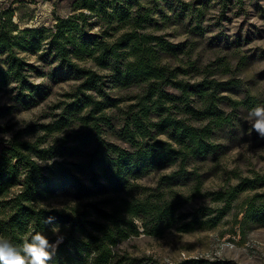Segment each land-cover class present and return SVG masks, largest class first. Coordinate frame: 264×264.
<instances>
[{
  "label": "trees",
  "instance_id": "obj_1",
  "mask_svg": "<svg viewBox=\"0 0 264 264\" xmlns=\"http://www.w3.org/2000/svg\"><path fill=\"white\" fill-rule=\"evenodd\" d=\"M199 1L200 7L183 0H74L81 10L51 26L23 29L13 25L12 11H0V91L15 83L16 102H35L40 87L27 79L41 72L24 54L57 61L55 74L71 73L77 81L68 93L72 101L45 125L58 133L29 141L18 132L0 145V234L21 244L43 232L54 243L58 228L64 239L49 264H110L117 243L140 228L160 236L197 222L216 225L181 210L185 198L171 188L172 178H197L189 165L216 158L217 134L241 119L225 106L242 114L259 104L249 93L237 100L219 94L235 83L215 78L230 71L229 60L204 63L199 41L168 38L167 30L178 27L203 35L208 0ZM88 16L100 32H90ZM239 40L237 34L233 43ZM158 169L172 171L156 187L136 183ZM245 183L217 197L227 207ZM59 197L73 204H50ZM243 221L264 225V201L249 202Z\"/></svg>",
  "mask_w": 264,
  "mask_h": 264
},
{
  "label": "rangeland",
  "instance_id": "obj_2",
  "mask_svg": "<svg viewBox=\"0 0 264 264\" xmlns=\"http://www.w3.org/2000/svg\"><path fill=\"white\" fill-rule=\"evenodd\" d=\"M183 1L190 7L202 5L199 0ZM221 1L208 0L202 22L203 35L190 34L178 27L174 31L167 30L172 32L168 38L173 42L187 39L199 41V47H203L201 59L204 63L216 61L219 57L229 60L230 71L215 78L233 81L235 85L221 89L219 94L237 100L249 93L259 105H264V0H229L226 8L222 7ZM73 2L0 0V11H12L11 21L18 29L51 26L58 17L81 10L75 9ZM87 21L90 32H100L95 16H88ZM225 34L226 39L223 37ZM237 34L240 40L233 43ZM208 42L211 43L209 46L206 45ZM24 57L41 72L31 71L27 79L30 84L40 87L41 92L35 95V102L25 106L13 99L15 83L1 89L0 109L3 114L0 125L8 126V129L0 132V145L18 132L24 140L33 141L39 136L49 139L58 132H48L45 125L52 123L66 103L72 101L68 93L72 92L77 81L71 73L55 74L57 61L38 59L35 54H24ZM215 66L212 65V68ZM225 110L241 116V119L231 126L232 129L226 128L217 134L216 158L189 165L188 168L195 169L198 177L194 175L183 183L174 177L170 185L185 198L181 208L183 212L191 214L198 211L201 214L199 220L213 218L216 225L207 227L208 224L197 222L192 230L180 231L172 227L160 236L146 234L140 228L138 235L117 243L110 264H178L193 258L203 259L206 264H264V225L260 222L246 224L243 221L249 202L264 201V138L253 131L245 120L248 112L241 114L231 105L225 106ZM66 129L62 131H70ZM171 171L158 169L144 173L136 183L156 187L161 177ZM244 181L247 183L238 187L237 197L225 207L224 196L217 197L218 191L228 192ZM160 185L163 188L164 185ZM50 204L61 207L73 202L59 197ZM202 211L207 214L202 215ZM189 219L187 217L183 221Z\"/></svg>",
  "mask_w": 264,
  "mask_h": 264
},
{
  "label": "clouds",
  "instance_id": "obj_3",
  "mask_svg": "<svg viewBox=\"0 0 264 264\" xmlns=\"http://www.w3.org/2000/svg\"><path fill=\"white\" fill-rule=\"evenodd\" d=\"M245 120L253 131L264 138V105L251 108ZM51 219L50 217L46 222H51ZM53 230L57 233L54 243L43 232H35L21 244H14L10 238L0 234V264H49L64 239L58 228Z\"/></svg>",
  "mask_w": 264,
  "mask_h": 264
}]
</instances>
